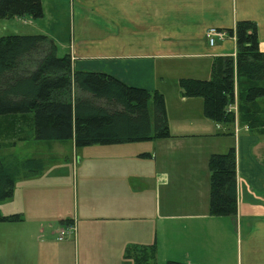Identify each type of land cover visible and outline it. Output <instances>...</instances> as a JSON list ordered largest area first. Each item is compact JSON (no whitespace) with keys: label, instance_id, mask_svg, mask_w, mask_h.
<instances>
[{"label":"crops","instance_id":"obj_1","mask_svg":"<svg viewBox=\"0 0 264 264\" xmlns=\"http://www.w3.org/2000/svg\"><path fill=\"white\" fill-rule=\"evenodd\" d=\"M42 2L44 16L38 19L50 16L52 26L61 19L51 11L67 9L73 22L97 27L96 38L80 35L66 47L73 69L158 89L174 136L144 142L141 153L127 147L134 143L113 144L119 146L112 147L115 161L88 172L84 209L60 220L77 226L66 240H58L59 230L43 227L48 201L40 203L34 194L42 172L17 179L12 206L3 213H20L24 220L0 222V264H129L131 247L154 240L158 261L264 264V135L238 120L225 133L224 125L204 116L203 99L183 96L174 79L175 71L194 78L202 71L207 78L214 57L236 56V38L210 45V27L227 30L238 20L255 21L264 51V0ZM20 18L39 25L31 16ZM37 34L58 38L49 29ZM231 147L237 152L238 211L212 215L208 160ZM49 190L43 183L41 196L48 199Z\"/></svg>","mask_w":264,"mask_h":264},{"label":"trees","instance_id":"obj_2","mask_svg":"<svg viewBox=\"0 0 264 264\" xmlns=\"http://www.w3.org/2000/svg\"><path fill=\"white\" fill-rule=\"evenodd\" d=\"M24 16L42 18V0H0V18ZM226 31L236 38V56L214 57L211 78L180 77L178 86L183 96L202 98L204 116L224 125L225 133H232L238 120L264 135V51L258 25L238 20ZM236 102L237 114L229 109ZM173 136L166 97L158 89L129 85L109 73L74 70L70 54L59 56L55 40L46 34L0 36V140L73 139L81 147ZM44 169L40 157L0 158V201L13 196L17 179ZM208 169L209 213L236 216V148L212 154ZM22 220L20 213L0 212V222ZM128 255L134 264H158V243L131 247Z\"/></svg>","mask_w":264,"mask_h":264},{"label":"rangeland","instance_id":"obj_3","mask_svg":"<svg viewBox=\"0 0 264 264\" xmlns=\"http://www.w3.org/2000/svg\"><path fill=\"white\" fill-rule=\"evenodd\" d=\"M51 14H56L58 19H61V25H59V21L58 25L52 26L49 22L50 16H47L45 20L37 19L39 21H36V23H39V25L24 24L23 21L25 18L20 17L0 18V36L10 34L30 35L44 32L47 29L52 30L58 34L56 44L58 46L57 54L59 56H63L69 52L66 47L70 45L73 38L78 40L80 35L91 39L97 37L95 33L97 27L73 22L72 11L69 14L67 9H58L52 10ZM174 74H176L174 76L175 83L177 82L178 84V76L183 73L175 71ZM196 76L195 78L209 79L211 78V73L209 72L207 74V78L203 77L204 73L202 71L197 73ZM151 113L153 114V110H151ZM4 140H0V158L18 157L23 160L30 157H40L44 160L45 169L42 174L37 176L39 180L36 181L37 187L34 194L36 195V201L40 203L48 201L46 204L48 217L44 219L43 227L46 230L54 232L65 227V224L62 225L60 223L63 216H73L77 211L81 212L84 209L86 201L85 187L90 180L88 172H95L97 168L101 167V163L115 161L116 156L112 152V147H119L113 144H94L78 147L75 145L73 139L57 141L39 140L31 137L27 140H17L15 143L11 140ZM145 143L134 142V144H129L127 147L141 148L138 149V153H141L144 152L142 148L146 145ZM43 183H46L50 187L48 199L43 198L40 193ZM14 198L15 196L13 195L7 200L0 201V212L2 214H4L3 212L6 211L7 207L12 206L11 203ZM27 209L28 207L26 206L25 210ZM48 227L52 229H48ZM132 261L134 259H130L128 263L134 264ZM158 264H168V262L160 258Z\"/></svg>","mask_w":264,"mask_h":264},{"label":"built area","instance_id":"obj_4","mask_svg":"<svg viewBox=\"0 0 264 264\" xmlns=\"http://www.w3.org/2000/svg\"><path fill=\"white\" fill-rule=\"evenodd\" d=\"M229 36V33L226 30L218 29L216 27H210L206 31V37L210 43V45H214L220 40H225ZM229 109H233L237 114V105L234 104L230 106ZM77 226L74 222H70L65 224V227L58 231V240H66L69 236H72L76 233Z\"/></svg>","mask_w":264,"mask_h":264}]
</instances>
